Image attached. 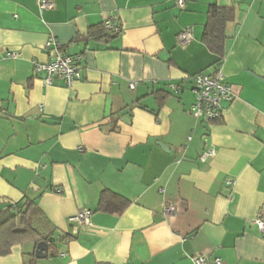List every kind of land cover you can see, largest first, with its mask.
I'll use <instances>...</instances> for the list:
<instances>
[{
    "label": "crops",
    "instance_id": "crops-1",
    "mask_svg": "<svg viewBox=\"0 0 264 264\" xmlns=\"http://www.w3.org/2000/svg\"><path fill=\"white\" fill-rule=\"evenodd\" d=\"M52 1L0 0V215L32 201L55 241L44 259L34 241L15 244L0 264H264V0ZM210 5L235 12L219 69L235 99L207 124L189 110L192 77L216 70L202 41ZM108 18L120 35L88 39ZM50 38L82 58L71 88L35 75ZM103 191L130 206L98 212ZM85 211L88 224L70 223Z\"/></svg>",
    "mask_w": 264,
    "mask_h": 264
},
{
    "label": "built area",
    "instance_id": "built-area-1",
    "mask_svg": "<svg viewBox=\"0 0 264 264\" xmlns=\"http://www.w3.org/2000/svg\"><path fill=\"white\" fill-rule=\"evenodd\" d=\"M189 0H176V4L180 8H184ZM38 7L41 12L54 9L55 4L52 0H39ZM105 26L109 31L120 33L122 27L113 18H108ZM178 43L181 47H185L192 40L193 36L189 30H184L178 34ZM46 53L49 60L46 62H35V75L41 77L43 84L47 87L53 86L56 82H62L65 87L71 88L77 81L82 79L81 75V56H71L66 54L61 43L56 39L50 38L45 45ZM17 54H11V57H17ZM192 91L195 95V101L191 105L189 113L196 120L207 124L219 121L223 118L226 110V103H231L235 99V94L231 85L227 82L225 76L220 72L200 73L192 77ZM134 88V84L131 85ZM174 95L180 94V86L177 84L169 85ZM213 155L209 152L202 157L205 162L208 156ZM233 182L228 181L227 185L232 186ZM175 208L167 206L165 212L173 213ZM92 216V211L82 212L72 218L70 223H78L79 225L88 224ZM256 225L259 231L264 234V218H258ZM195 264H206L208 259L201 255L193 259ZM214 264H222L220 259H215Z\"/></svg>",
    "mask_w": 264,
    "mask_h": 264
},
{
    "label": "trees",
    "instance_id": "trees-1",
    "mask_svg": "<svg viewBox=\"0 0 264 264\" xmlns=\"http://www.w3.org/2000/svg\"><path fill=\"white\" fill-rule=\"evenodd\" d=\"M234 15L235 12L232 7L223 8L217 5H210L208 8V18L202 41L218 57L215 72L219 71L224 60L226 27L234 20ZM120 33L109 31L105 23H102L89 30L88 39L101 41L111 40L119 36ZM177 85L180 86V84ZM167 95L168 93H164V96L159 98L160 107L163 106L162 101L167 98ZM130 204L126 198L116 193L103 191L100 196L97 211L111 215H121L128 209ZM37 212L38 209L35 203L27 201L23 206L18 207L16 212L8 210L6 213L0 215V257L10 254L15 244L26 241H34L37 246L44 242L46 243L47 252L51 251L52 254L54 253L52 248L55 249V241L51 242L50 236L43 235L34 224V217ZM18 218L21 219L22 226L25 227L24 230L18 229ZM35 262V256L28 259V264H34Z\"/></svg>",
    "mask_w": 264,
    "mask_h": 264
},
{
    "label": "water",
    "instance_id": "water-1",
    "mask_svg": "<svg viewBox=\"0 0 264 264\" xmlns=\"http://www.w3.org/2000/svg\"><path fill=\"white\" fill-rule=\"evenodd\" d=\"M163 147V145H161ZM18 229L20 230H24V227L21 225V219L18 218ZM50 241H54L53 238L50 239ZM47 247H46V243H40L38 246H37V251H36V257L38 259H44L47 257Z\"/></svg>",
    "mask_w": 264,
    "mask_h": 264
}]
</instances>
